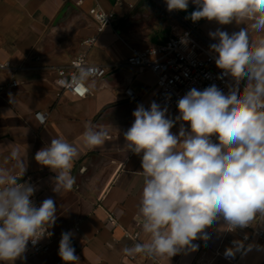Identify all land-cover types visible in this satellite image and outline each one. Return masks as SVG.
I'll list each match as a JSON object with an SVG mask.
<instances>
[{
    "label": "crops",
    "instance_id": "0c3cea01",
    "mask_svg": "<svg viewBox=\"0 0 264 264\" xmlns=\"http://www.w3.org/2000/svg\"><path fill=\"white\" fill-rule=\"evenodd\" d=\"M97 6L117 20L99 34L89 15ZM194 10L191 0L186 11L171 12L165 0H0V61L15 67L0 73V167L14 168L16 161L7 157L18 147L26 168L22 177L32 181L41 203L51 198L56 205V221L50 228L53 250L36 257L23 254L13 264H65L58 254L64 232L72 233L78 264H228V258H237L239 264H264L261 238H254L241 254L234 249V255L225 256L230 247L224 241L228 229L223 219L203 230L207 239L198 234L195 251L186 248L169 259L144 255L130 259L122 252L133 243L127 234L137 232L139 241L147 239L137 207L143 187V177L137 174L142 171V153L121 151L124 132L133 124L138 105L149 109L151 103L158 104L159 92L155 75L127 66V59L132 48L163 44L172 33H181L193 22ZM201 26L203 36L216 43L209 35L210 21L203 19ZM94 36L91 47L84 44ZM259 38L264 32L254 33L253 39ZM80 54L109 69L104 78L89 80L94 87L85 98L60 92L56 73ZM12 80L18 86H7ZM38 111L49 114L45 126L35 118ZM179 114L167 110L166 116L175 120ZM89 121L109 129L110 139L102 148L89 150L83 144ZM182 123L189 131V122L177 121L171 132L178 135ZM60 136L78 148L79 157L72 169L73 189L59 194L53 191L56 173L38 164L35 154ZM110 213L116 225L108 222ZM238 229L264 230V220L257 218Z\"/></svg>",
    "mask_w": 264,
    "mask_h": 264
},
{
    "label": "clouds",
    "instance_id": "9594fccd",
    "mask_svg": "<svg viewBox=\"0 0 264 264\" xmlns=\"http://www.w3.org/2000/svg\"><path fill=\"white\" fill-rule=\"evenodd\" d=\"M191 2L196 6L190 14L193 22L245 25L231 34L220 29L209 33L218 40L210 45L216 66L222 75L234 77L237 87L227 94L216 85L203 91L192 88L178 100L180 114L175 120L155 102L149 109L138 105L133 112L135 119L124 132L121 151L142 153V171L137 174L143 177V187L137 207L147 239L132 238L131 246L122 249L130 257L169 259L186 248L195 251L198 234L207 239L203 230L221 219L228 230L264 220V38H252V32H264V0ZM165 3L169 12L189 6V0ZM76 69L70 80L58 83L84 97L94 87L88 82L96 68L81 59ZM243 79L247 84L241 93L238 85ZM177 121L189 122L190 130L182 123L179 134H173ZM84 127L82 140L89 150L102 148L110 139L106 127L90 121ZM78 157V148L63 136L35 154L38 164L56 173L53 191L59 194L73 189L72 169ZM7 159L16 164L13 169L0 167V261L13 264L29 241L35 245L55 224L56 205L51 198L39 207L31 200L35 188L20 182L26 168L18 147ZM71 240V232L62 233L58 254L65 264H78ZM234 254L232 248L225 252L226 257Z\"/></svg>",
    "mask_w": 264,
    "mask_h": 264
},
{
    "label": "built area",
    "instance_id": "2783aa9c",
    "mask_svg": "<svg viewBox=\"0 0 264 264\" xmlns=\"http://www.w3.org/2000/svg\"><path fill=\"white\" fill-rule=\"evenodd\" d=\"M92 21L96 24L97 34L101 33L107 26H113L117 20L112 14L107 13L103 8L97 6L89 11ZM96 40V36L88 38L84 44L91 47ZM212 43L201 33V21L189 23L181 33H172L168 40L163 44L151 45L143 49H131V54L127 59V66L135 68L139 71H150L156 77L158 86V105L171 111H179L177 102L180 98L187 94L192 88L203 91L209 86L216 85L222 92L227 94L230 88L237 87L236 79L231 75H222L223 70L219 69L215 64V53L210 49ZM83 60L85 65L96 68L95 76L91 79H102L109 69L105 66L91 64L86 54L76 56L68 66L60 67L56 70L58 81L61 79L70 80L71 76L76 73V62ZM15 67L10 62L0 61V73L13 70ZM19 82L12 80L7 86H18ZM246 79L240 80L239 91L242 93L246 87ZM60 92L85 98L74 94L70 89L62 87L58 83ZM43 117V123H41ZM35 118L40 126H45L49 120V114L46 111H38ZM213 142L218 140L212 137ZM21 183H29L33 186L32 181L28 177H21ZM31 200L35 206L39 207L41 202L38 193L35 191ZM108 222L112 225L118 223L114 214L108 215ZM50 233V235L48 234ZM128 238H137L139 241V233L127 234ZM254 238L264 239V230L256 229L249 232L240 231L237 228L227 230L225 236V244L237 251L238 254L244 252L248 244ZM133 240V239H132ZM239 242L240 247H237ZM55 238L51 235L50 228L47 233L35 245L29 241L27 250L24 253L26 257H36L49 254L53 250ZM133 259L134 257H129ZM228 264H239L237 258H228Z\"/></svg>",
    "mask_w": 264,
    "mask_h": 264
},
{
    "label": "rangeland",
    "instance_id": "374dc122",
    "mask_svg": "<svg viewBox=\"0 0 264 264\" xmlns=\"http://www.w3.org/2000/svg\"><path fill=\"white\" fill-rule=\"evenodd\" d=\"M203 19H201L202 21ZM210 25L212 27V32H215L217 29H220L222 31H227L229 34L233 32H238L241 28L245 27L244 24H238L236 21H233L231 24L228 25H220L216 21H210ZM202 29V26H201ZM203 31V30H202ZM255 32H252V38L254 36ZM216 43H218V40L216 39Z\"/></svg>",
    "mask_w": 264,
    "mask_h": 264
}]
</instances>
